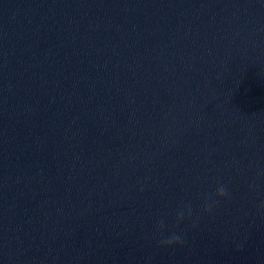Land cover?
Returning a JSON list of instances; mask_svg holds the SVG:
<instances>
[{
    "label": "water",
    "instance_id": "obj_1",
    "mask_svg": "<svg viewBox=\"0 0 264 264\" xmlns=\"http://www.w3.org/2000/svg\"><path fill=\"white\" fill-rule=\"evenodd\" d=\"M262 202L264 0H0V264H264Z\"/></svg>",
    "mask_w": 264,
    "mask_h": 264
},
{
    "label": "clouds",
    "instance_id": "obj_2",
    "mask_svg": "<svg viewBox=\"0 0 264 264\" xmlns=\"http://www.w3.org/2000/svg\"><path fill=\"white\" fill-rule=\"evenodd\" d=\"M216 195L218 197H220V198L226 197V195H227L226 188L223 185H221L217 189ZM260 207H261V209H264V202H262ZM211 209H212V205L206 203L205 211H211ZM188 214H189V216H191V209L190 208L188 209ZM183 219H184V212L181 211V212L178 213L177 222L182 221ZM160 227L161 228L163 227V221H161ZM183 243H184V237L182 235H179V234L174 232L169 237H167L165 239H162L160 241V246H162V247H172L174 245H183Z\"/></svg>",
    "mask_w": 264,
    "mask_h": 264
}]
</instances>
